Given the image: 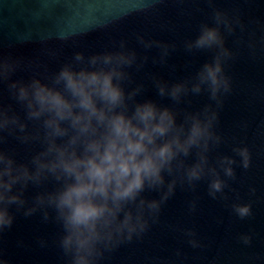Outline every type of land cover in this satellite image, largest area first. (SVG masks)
I'll return each instance as SVG.
<instances>
[{"label":"water","instance_id":"obj_1","mask_svg":"<svg viewBox=\"0 0 264 264\" xmlns=\"http://www.w3.org/2000/svg\"><path fill=\"white\" fill-rule=\"evenodd\" d=\"M145 6L148 10L140 11ZM213 9L239 19L232 33L221 29L225 47L232 53L223 65L231 91L218 109L215 130L222 142L209 153L212 163L218 155L237 160L233 165L236 178L229 179L224 190L228 198L212 199L207 178L196 182L195 189L177 184L174 195L162 205L158 222L141 239L105 253L99 264H264V0H0V59L7 58L15 66L10 79L0 82V108L9 109V115L18 116L26 125L23 132L18 127L11 134L0 132V151L30 171H35L33 158L46 148L44 130L41 122L27 119L24 105L10 94L9 83L48 82L76 52L87 57L114 51L125 41L137 53V63L127 69L130 79L125 90L141 86L137 101L152 100L160 107L174 108L180 112V122L184 111H198L209 103L215 107V102L201 92L189 93L177 104L158 95L154 80L169 85L191 83L212 59L213 51H188L185 42L196 38L202 23L212 24ZM137 34L170 45L165 61L160 62V49L144 48ZM245 146L251 154L248 169L239 165L240 158L233 152L234 147ZM188 160L192 162L194 156ZM221 178L227 179L222 172ZM58 186L47 174L39 184L29 182L23 192L26 206ZM143 195L159 198L154 191ZM192 201L196 202L194 211ZM233 203L251 204L252 215L238 218ZM52 217L45 221L39 211L29 217L16 213L11 229L0 235V257L9 264H65L57 243L60 226L54 213ZM189 229L202 247L188 244L184 232ZM242 234L252 237L250 244L241 242Z\"/></svg>","mask_w":264,"mask_h":264},{"label":"clouds","instance_id":"obj_2","mask_svg":"<svg viewBox=\"0 0 264 264\" xmlns=\"http://www.w3.org/2000/svg\"><path fill=\"white\" fill-rule=\"evenodd\" d=\"M147 10L148 6L140 9ZM211 20V25H200L194 40L185 42L188 51L214 52L193 81L169 85L154 80L158 95L177 104L189 93L201 92H207L215 102V107L209 103L198 111H184L180 122V112L174 108L160 107L152 100L137 101L141 86L125 90L130 79L127 69L137 63L136 51L129 50L125 41L114 51L87 57L76 52L48 82L9 83V92L24 105L27 119L41 122L46 148L33 158L35 171L0 151V235L11 229L16 213L29 217L39 211L45 221L54 213L65 264H99L105 253L141 239L151 224L158 222L162 205L174 195L177 184L195 189L196 182L207 178L208 195L227 200L224 190L229 187L228 180L236 178L233 165L237 160L218 155L212 163L209 153L222 142L215 126L223 96L231 91L223 65L232 53L225 47L221 29L232 33L239 19L213 9ZM136 38L146 49H160V62L165 61L170 45L145 40L140 34ZM14 71L9 59H0V82L9 80ZM16 127L23 132L26 125L18 116L9 115V109L0 108V132L11 134ZM65 137L63 143H57ZM233 152L240 158L239 165L248 169V147H234ZM191 156L194 160L189 162ZM221 172L227 179L221 178ZM46 174L59 186L37 195L32 205L26 206L24 190L29 182L39 184ZM146 191L158 192L159 198H147L143 195ZM195 207L192 201L190 209ZM231 208L240 219L252 215L251 204L233 203ZM184 235L191 247H202L194 231L185 230ZM239 239L248 245L252 237L242 234ZM0 264L9 262L0 257Z\"/></svg>","mask_w":264,"mask_h":264}]
</instances>
